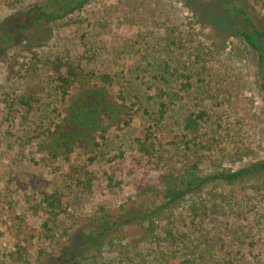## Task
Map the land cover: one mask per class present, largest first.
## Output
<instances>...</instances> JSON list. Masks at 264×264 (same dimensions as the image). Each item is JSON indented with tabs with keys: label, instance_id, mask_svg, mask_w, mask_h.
Segmentation results:
<instances>
[{
	"label": "rangeland",
	"instance_id": "rangeland-1",
	"mask_svg": "<svg viewBox=\"0 0 264 264\" xmlns=\"http://www.w3.org/2000/svg\"><path fill=\"white\" fill-rule=\"evenodd\" d=\"M71 1L0 0V24L17 23L21 13L36 5L49 2V9H68ZM232 5L243 7L264 30V0H84L62 18L31 24L11 44L10 53L36 66L10 77L0 61V264H21L10 258L15 245L23 246L31 260L41 259L43 249L59 254L69 249L68 238H75L85 218L103 209L121 218L125 209L140 204L139 181L155 183L166 163L179 170L181 157L168 135H181L184 115L199 105L210 114L207 135L217 139L201 164L202 173L212 179L149 221L123 224V231L73 258L72 264H163L162 253L173 256L170 264L186 258L193 264H264V170H253L264 161L263 47L245 42L240 31L247 28ZM24 19L30 22V17ZM175 39L186 49H175ZM216 42L220 46L213 47ZM195 48L208 52L204 95L193 78L185 89L175 79L166 117L155 125L150 97L160 82L153 83L152 76L163 60L191 74L188 53ZM57 56L110 74L134 109L141 104L151 114L138 110L129 127L107 131L106 145L89 166L95 175L91 192L76 186L75 167L86 158L80 149L57 159L44 150V133L56 120L54 109L61 108L46 64ZM28 87L38 97L29 110L16 101ZM148 125L165 149L157 165L142 160L133 144ZM237 147H248L252 154L232 161ZM235 171L242 175L228 176ZM54 191L68 197L55 215L42 203Z\"/></svg>",
	"mask_w": 264,
	"mask_h": 264
},
{
	"label": "trees",
	"instance_id": "trees-1",
	"mask_svg": "<svg viewBox=\"0 0 264 264\" xmlns=\"http://www.w3.org/2000/svg\"><path fill=\"white\" fill-rule=\"evenodd\" d=\"M84 0H72L70 8H50L49 2L44 5H36L29 8L26 12L19 15L17 23L8 22L0 24V61L6 66L7 76L14 77L29 73L34 69L35 62L31 59L24 61L16 52L10 53L9 48L15 43L23 31L31 24H37L44 21H52L64 17L73 9L80 8ZM231 11L234 12L244 23L247 30L240 31V35L245 42L254 49L258 46L263 47L260 58L264 69V30L256 27L250 16L243 7L232 5ZM30 22L25 23L24 18H29ZM17 25V26H16ZM171 44L175 49H186L181 40H173ZM27 47H30L26 43ZM220 46L214 43L213 47ZM208 52L202 48H195L188 53L192 64L193 71L179 72L172 66L168 60H163L159 65L157 72L153 75V83L160 82V86L155 87L153 99L155 109L151 112L154 114L153 123L156 125L162 121L170 106V100L173 94L172 82L179 80L182 89L192 86V78L197 83V87L201 88L204 95L205 78L209 68L206 65ZM50 70L53 82L55 84V92L58 94L61 108L56 112V120L50 123V126L44 133V150L51 159H57L80 149L81 153L86 157L80 166H76L77 173L76 186L80 192H91L95 175L89 169V166L99 156L101 148L106 145V134L110 128L121 130L129 127L133 116L139 110L143 114L151 115L147 109L141 104L137 108H133L134 104H129L123 92L114 86V79L108 73H97L91 70H85L79 62L66 59L62 56L54 57L46 63ZM261 69V78L264 80V71ZM207 73V74H206ZM114 86V87H113ZM264 91V81L261 83ZM208 90V89H207ZM209 92V90H208ZM38 97L33 87H28L23 94L17 97V103L26 108L31 109L33 104L37 102ZM138 104V103H136ZM210 120L209 112L199 105L193 110H189L182 119L181 130L183 133L169 134V145L178 152L181 157L179 170L174 169L166 163L164 171L157 176L155 183L138 182L136 185V196L140 199V204L125 209L121 218L112 212L104 210L87 217L79 222L81 227L76 233L75 238L69 237L68 250H63L59 254L51 255L46 249L41 252V259L31 260L27 257L28 251L21 245H15V250L10 254V258L21 264H72L73 258L83 256L92 246L101 244L104 240L123 231L122 225L141 223L143 220H150L152 216H156L170 204L179 201L184 194L199 190L208 183L212 176L202 173L201 164L209 158V152L217 144V139L207 135L205 124ZM148 125L138 131L140 134L133 138L135 150L142 160L147 164L157 165L158 162L164 160L165 149L163 145L156 139L153 131ZM252 150L248 147H237L230 155L232 161H240L243 157L251 155ZM116 156V155H115ZM113 156L112 159L120 158ZM122 156V155H121ZM254 171L264 170V161H260L253 165ZM114 174V173H113ZM113 174L107 177L109 184H112ZM242 172L235 171L228 176L238 178ZM145 196H151V200L143 202ZM42 203L46 209L52 214L55 208L63 210V204L68 203V197L61 192H53L43 196ZM76 225L78 223H75ZM150 226H152L150 224ZM68 234V232L66 233ZM70 236V234H68ZM77 236V237H76ZM50 242H53L54 234L47 235ZM80 239V241H78ZM163 264H170V258L166 253H162ZM193 264L192 259L186 258L180 261V264Z\"/></svg>",
	"mask_w": 264,
	"mask_h": 264
}]
</instances>
